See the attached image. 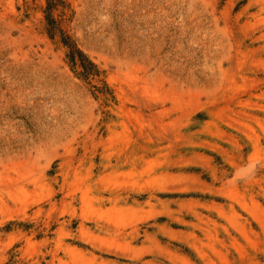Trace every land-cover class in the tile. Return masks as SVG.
I'll return each mask as SVG.
<instances>
[{
	"label": "rangeland",
	"instance_id": "rangeland-1",
	"mask_svg": "<svg viewBox=\"0 0 264 264\" xmlns=\"http://www.w3.org/2000/svg\"><path fill=\"white\" fill-rule=\"evenodd\" d=\"M0 264H264V0H0Z\"/></svg>",
	"mask_w": 264,
	"mask_h": 264
},
{
	"label": "trees",
	"instance_id": "trees-1",
	"mask_svg": "<svg viewBox=\"0 0 264 264\" xmlns=\"http://www.w3.org/2000/svg\"><path fill=\"white\" fill-rule=\"evenodd\" d=\"M49 18V36L52 39L55 34V22L53 19ZM61 43L67 48V59L71 68L75 69L78 66L82 69L78 75L83 76L85 79L90 76H98L100 73L96 65L91 62L76 46V44L71 41L68 36L63 35L61 38Z\"/></svg>",
	"mask_w": 264,
	"mask_h": 264
},
{
	"label": "bare ground",
	"instance_id": "bare-ground-1",
	"mask_svg": "<svg viewBox=\"0 0 264 264\" xmlns=\"http://www.w3.org/2000/svg\"><path fill=\"white\" fill-rule=\"evenodd\" d=\"M260 213V212H259Z\"/></svg>",
	"mask_w": 264,
	"mask_h": 264
}]
</instances>
